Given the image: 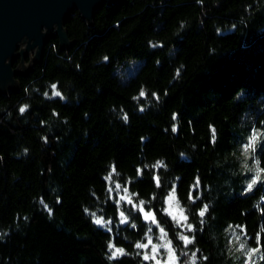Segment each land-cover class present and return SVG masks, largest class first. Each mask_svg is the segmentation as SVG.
I'll list each match as a JSON object with an SVG mask.
<instances>
[{
    "label": "trees",
    "instance_id": "trees-1",
    "mask_svg": "<svg viewBox=\"0 0 264 264\" xmlns=\"http://www.w3.org/2000/svg\"><path fill=\"white\" fill-rule=\"evenodd\" d=\"M64 29L72 46L52 39L0 95V264H153L135 247L150 223L116 202L125 188L184 261H264V172L246 191L244 167L264 169V0H122ZM174 185L189 245L164 212ZM109 243L127 254L109 259Z\"/></svg>",
    "mask_w": 264,
    "mask_h": 264
},
{
    "label": "water",
    "instance_id": "water-1",
    "mask_svg": "<svg viewBox=\"0 0 264 264\" xmlns=\"http://www.w3.org/2000/svg\"><path fill=\"white\" fill-rule=\"evenodd\" d=\"M121 1L0 0V95L14 88L15 78L25 71L24 63L30 53V64L35 65L42 61L45 47L52 39H57L62 49L72 46L64 29L72 13L77 12L91 23L104 5ZM139 213L145 223H151Z\"/></svg>",
    "mask_w": 264,
    "mask_h": 264
},
{
    "label": "snow or ice",
    "instance_id": "snow-or-ice-1",
    "mask_svg": "<svg viewBox=\"0 0 264 264\" xmlns=\"http://www.w3.org/2000/svg\"><path fill=\"white\" fill-rule=\"evenodd\" d=\"M56 95H59V93L57 92ZM144 95H145L144 91L141 90L140 96H144ZM23 110L24 109L22 108L21 111H23ZM126 118L127 117L125 116V119ZM173 118L175 119V117H173ZM173 131H175V128H173ZM213 136H214V133H213ZM259 136H260V133H254L250 137L247 145L244 148V152L245 153H249L250 151L251 152L255 151L256 141L259 138ZM161 166H162L161 164H157L156 165V167H161ZM113 172H115V168H113ZM137 174L139 175V170H137ZM260 179H261L260 175H257L255 178H253L251 184H249V188H251L253 185H255L257 183V181H259ZM156 181H157V184H159V179L158 178H156ZM116 187L120 188V185L117 184ZM124 192H125V195L121 196L120 199L126 201L129 204H133L131 196L128 195V189L125 188ZM174 200H175L174 192L169 193L168 197L166 199V204L168 205V207L166 209H164V211H166L168 213V215L171 216L172 219L175 220L178 224L183 222V221H187L188 218H187V216L184 215V210H183V208H181L179 206V203L176 202V206L173 207L172 202ZM41 203H43V201H41ZM143 205H144V202L139 201V204L138 205L133 204V207H138V209L142 213L143 218H144L145 221H150L152 224H157L156 215L153 212H151V211H145ZM205 211H206V209H202L201 210L200 215L202 217L205 215ZM93 215L95 216V213H93ZM120 217H121L120 222L122 224L127 222L128 217L125 216L124 212H120ZM94 222L97 223L98 225H103L104 224V220H103L102 217H98ZM109 223H110V221H109ZM187 228H188L189 231H191V228H190L189 225H187ZM150 231H152V230L150 229ZM160 236H161V238L167 236V233L164 231L163 228L160 229ZM180 239L184 242L185 245H189V244L192 243V240L189 237L185 236V235H181ZM237 239H239V236H237ZM149 245H151V255L150 254H145L143 258L145 260H149V259L155 260L156 259V253L158 251V247H157V244H153L152 243V239H149L147 243H138L136 245V247L138 249H146V248L149 247ZM108 247L110 249H113L111 257H110L111 259H115L116 257L125 254L123 248L115 247L111 243H109ZM162 247L164 249H166V251H167L166 264H176L177 257H176V255H175V253L173 251L172 242L168 241L167 243L162 244ZM245 247H246L245 242H241L240 243V248L242 250H244ZM258 251H259V249L253 248V249H251V251L247 252V256L249 257V259H251L252 256ZM156 264H160V261L157 260Z\"/></svg>",
    "mask_w": 264,
    "mask_h": 264
},
{
    "label": "rangeland",
    "instance_id": "rangeland-1",
    "mask_svg": "<svg viewBox=\"0 0 264 264\" xmlns=\"http://www.w3.org/2000/svg\"><path fill=\"white\" fill-rule=\"evenodd\" d=\"M23 48V46H21ZM33 56V53H30L28 58L32 57ZM27 58V59H28ZM19 61V60H18ZM141 63V60H134L132 62H130L128 65H126L121 71L120 73H122V80H125L127 79L129 76L133 75L135 73V70L136 68L139 66V64ZM125 195V192L122 191V192H119V190H117V204L120 205L121 203H124V208H127V209H135L136 210H139L138 207H133V204H129L127 203L126 201L124 200H121L120 197ZM167 199V198H166ZM133 201V200H132ZM168 207V205L166 204V200H165V209ZM146 211V210H145ZM165 214L177 225V227L180 229V233L179 235H185V236H188V233L190 232L187 228V225H188V222L187 221H183L181 223H177L175 220L172 219L171 216L168 215V213L166 211H164ZM184 215L186 216L185 214V211H184ZM105 224V223H104ZM148 224V223H147ZM151 227V232L148 233V235L151 236L152 238V243L153 244H162L163 241L159 240V236H160V229H161V226L157 227L158 223L157 224H152L150 223L149 224ZM168 237V236H167ZM168 240L170 241V239L168 238ZM148 242V239H147V236H146V240L144 243H147ZM239 247V243L237 245ZM172 248H173V245H172ZM173 251L177 257V261H176V264H185V256H184V259L183 257L180 258L178 255H177V252L175 251V249L173 248ZM142 252L143 254H150L151 255V245H149L148 248L146 249H142ZM192 256V255H191ZM189 255V257H191ZM188 257V258H189ZM159 260L160 261V264H166V261H167V251L166 249L162 248V247H158V251L156 253V259L155 260H152V259H149V261H151L153 264H156V261ZM264 264L263 262V259L261 258V256H257V254L255 253L251 259H249V257L247 256V259L244 260V263L243 264Z\"/></svg>",
    "mask_w": 264,
    "mask_h": 264
},
{
    "label": "clouds",
    "instance_id": "clouds-1",
    "mask_svg": "<svg viewBox=\"0 0 264 264\" xmlns=\"http://www.w3.org/2000/svg\"><path fill=\"white\" fill-rule=\"evenodd\" d=\"M182 26H183V24H182ZM217 32H218V34H219V29L217 30ZM50 87H51V89H52V96H54V97H60L62 100L64 99V97L61 95V93L57 90V85H56V84H51ZM243 91H244L243 89H238V90H237V92L240 93V96H241V94L243 93ZM57 92L59 93V95H56ZM43 95H44L46 98L48 97V93H47V92H45ZM29 107H30V105H28V104H22V105L19 107V113H20V114H24L25 111H26ZM22 108L24 109L23 111H21ZM141 111H143V109H141ZM125 116H126V115H125ZM125 116L123 117V119H124V121H125V123H126L127 120H128V117L126 116L127 118L125 119ZM209 127L212 128L211 125H210ZM212 133H214V136L212 135V140L215 141V140H216V135H215V129H214V128H212ZM256 144H257V141H256ZM27 151H28L27 149H24V152H25V153H27ZM255 151H256V146H255ZM255 151L252 152V153H255ZM247 155H248V153H245V156H246V157H247ZM260 163H261L260 159L254 157V163H253V166H252V167H249L246 163H245V165H244V167H245L248 171L253 172V173L255 174V175L253 176V178H255L257 175H260V177H261V179H262L261 173L264 172V169H262V168L260 167ZM157 164H161L162 166L166 167V166L163 164V161H162V160H158V161L156 162V165H157ZM253 178H252V179H253ZM177 179H178V178H177ZM261 179H260V180H261ZM251 182H252V180H251L250 182L247 183L246 191H251V190L253 189V186H254V185H253L251 188H249V184H251ZM197 183H199V181H197ZM171 192H174V195H175V200L172 202L173 207H175V206H176V202H178V201H177V196H176V188H175V185L173 186ZM171 192H169V193H171ZM167 197H168V195H167ZM141 202H144V203H145L144 200H141ZM178 203H179V202H178ZM179 206H180V204H179ZM255 206L258 207V205H255ZM203 209H206L205 212H207V210H208V206H207V205H204ZM183 210H184V209H183ZM201 210H202V209H201ZM201 210L199 211V215H200ZM85 211L87 212V209H85ZM92 215H93V214H92ZM200 216H201V215H200ZM201 217H202V216H201ZM97 218H98V217H96V216L93 215V221H95ZM120 220H121V217H120ZM94 223H95V222H94ZM95 224L98 225L97 223H95ZM188 225L190 226L191 230H193V225H192V224H188ZM132 227H133V228L136 227L135 223L132 224ZM157 227H159V225H157ZM230 227H231V226H230ZM150 229H151V228L148 229V233L151 232ZM148 233L145 234V235L147 236V239H148V240H149V239H152L151 236L148 235ZM233 234H234V236H235V233H233ZM235 239H236L237 241H239L240 238L237 239V236H235ZM159 240L163 241L162 244L167 243V242L169 241L167 236H166V237H163V238H161V236H159ZM192 242H193V241H192ZM138 243H139V242H137L136 245H137ZM162 244L157 245V247H162ZM136 245H135V247H136ZM136 248H137V247H136ZM162 248H163V247H162ZM238 250H242V249L240 248V244H239V249H238ZM249 251H251V248H248V249L246 250V253H245V254L247 255V252H249ZM124 252H125V250H124ZM126 254H127V253L125 252L124 255H126ZM109 259H111V258L109 257ZM185 264H196V262H195V253H193L192 256L189 257L188 260L185 261ZM246 264H247V262H246Z\"/></svg>",
    "mask_w": 264,
    "mask_h": 264
},
{
    "label": "flooded vegetation",
    "instance_id": "flooded-vegetation-1",
    "mask_svg": "<svg viewBox=\"0 0 264 264\" xmlns=\"http://www.w3.org/2000/svg\"><path fill=\"white\" fill-rule=\"evenodd\" d=\"M19 63V61H17V63L16 64H18Z\"/></svg>",
    "mask_w": 264,
    "mask_h": 264
},
{
    "label": "bare ground",
    "instance_id": "bare-ground-1",
    "mask_svg": "<svg viewBox=\"0 0 264 264\" xmlns=\"http://www.w3.org/2000/svg\"><path fill=\"white\" fill-rule=\"evenodd\" d=\"M27 63V62H26ZM26 63H24V64H26Z\"/></svg>",
    "mask_w": 264,
    "mask_h": 264
}]
</instances>
